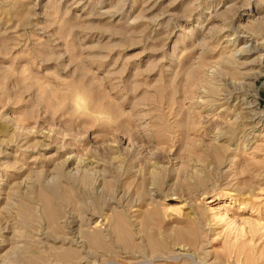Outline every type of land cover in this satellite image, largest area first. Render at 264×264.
<instances>
[{
	"label": "rangeland",
	"instance_id": "374dc122",
	"mask_svg": "<svg viewBox=\"0 0 264 264\" xmlns=\"http://www.w3.org/2000/svg\"><path fill=\"white\" fill-rule=\"evenodd\" d=\"M0 264H264V0H0Z\"/></svg>",
	"mask_w": 264,
	"mask_h": 264
}]
</instances>
